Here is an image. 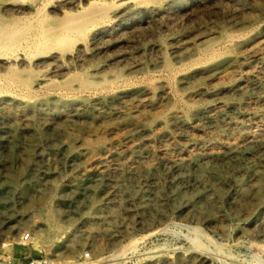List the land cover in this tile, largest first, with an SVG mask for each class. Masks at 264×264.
Instances as JSON below:
<instances>
[{
	"label": "rangeland",
	"instance_id": "obj_1",
	"mask_svg": "<svg viewBox=\"0 0 264 264\" xmlns=\"http://www.w3.org/2000/svg\"><path fill=\"white\" fill-rule=\"evenodd\" d=\"M199 2L190 17L155 20L130 28L117 46L103 44L96 58H113L129 70L115 89L69 96L62 89H40L39 98L49 100L34 109L19 99L0 101V264H264V148L238 156L237 168L245 171L228 160L211 171L209 160L196 157L209 148L202 142L208 138L225 143L264 128V70L255 67L264 50L213 70L193 56L173 59L175 70L169 71L155 65L161 54L153 46L159 31L181 23L194 38L237 22L234 38L253 32L254 40L264 39V0ZM223 47L237 49L232 42ZM173 48L167 42L162 50L169 54ZM247 61L254 65L251 84L241 92L196 95L228 80ZM190 70L192 77L181 80ZM146 83L156 85L153 107ZM112 91L114 99L104 97ZM74 96L92 102L58 101ZM171 109L182 117L152 121ZM241 122L253 127L243 129ZM123 247L125 253L116 255Z\"/></svg>",
	"mask_w": 264,
	"mask_h": 264
},
{
	"label": "bare ground",
	"instance_id": "obj_2",
	"mask_svg": "<svg viewBox=\"0 0 264 264\" xmlns=\"http://www.w3.org/2000/svg\"><path fill=\"white\" fill-rule=\"evenodd\" d=\"M198 1L202 4V0H26V2L24 0H0V101L7 98L11 101L19 99L26 109H34L41 101L46 103L49 100V98H39L36 92L40 89L42 91L50 88L62 89L68 96L76 91H92L96 94L107 92L114 88L115 83L125 81L129 70L121 64V61L114 63L113 58L105 60L96 58L97 54L102 51L103 44L117 46L123 42L122 34L130 28L145 27L155 20L165 21L168 24L167 20L176 16L190 17L198 7L194 4ZM217 1L225 2V0ZM236 25L237 22H233L229 27L220 24L213 28L209 35H200L198 38H194L191 32L186 31V25L183 23L172 25L167 29L168 33L159 31L153 46L154 50L161 55L155 65L174 71L173 59L179 60L193 56L194 62L203 63L204 68L213 70L223 61L238 63L242 56L250 57L255 48L264 50V39L254 40L256 34L253 32L242 38H234ZM261 28L264 29V24ZM175 32L181 33L167 40V35ZM167 42L174 45L169 54L162 50L163 44ZM224 42L234 43L237 47L236 51L232 52L226 47L219 49L218 46ZM255 62L258 64L255 66L258 71H263L264 54L257 57ZM70 65L79 66V69L76 71ZM252 68L254 65L252 66L251 62L247 61L237 66L234 75L228 80L223 79L215 83V88L212 90L201 89L195 93L220 98V93L241 92L243 88L251 84L248 79ZM193 71L190 70L180 76V79L188 81ZM142 74L144 76L143 72ZM57 76L60 79H57ZM155 86V84L146 83L143 88V91L146 90L150 94L147 101L149 107L157 104L153 98L156 92ZM74 97L76 98H65L58 101L64 106L92 102V99ZM104 97L114 99V91ZM50 101L54 100L50 98ZM140 113H145L144 107ZM181 117L178 111L171 109L163 116L154 114L151 119L154 122L167 123ZM240 127L250 131L249 129L253 126L241 122ZM263 131L264 128L252 129L251 135L245 138L241 134H235L231 141L225 143L218 142V138H208L202 142L207 143L209 148L204 149L203 152H196V157L200 160H209L211 164L208 169L211 171L217 169L215 164L224 160L231 162L234 165L233 169L245 171L246 169L243 170L242 167L237 168L238 156L253 147L264 148V139L261 136ZM188 145L194 147L192 143ZM100 147H103L101 141L96 148ZM158 155L161 154L158 153ZM229 182L239 187L237 180L229 178ZM260 184L256 187L257 191L261 187ZM51 218L54 219L53 213ZM53 222L57 224L56 221L53 220ZM190 229L197 232L196 227H190ZM192 241L197 242V238H192ZM217 250L226 252L222 246H218ZM124 253L123 247L116 255Z\"/></svg>",
	"mask_w": 264,
	"mask_h": 264
}]
</instances>
